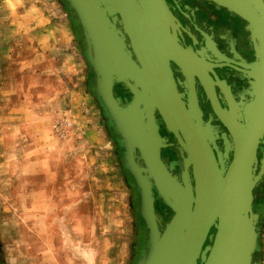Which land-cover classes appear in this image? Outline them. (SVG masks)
<instances>
[{"label": "water", "instance_id": "95a60500", "mask_svg": "<svg viewBox=\"0 0 264 264\" xmlns=\"http://www.w3.org/2000/svg\"><path fill=\"white\" fill-rule=\"evenodd\" d=\"M67 1L84 30L97 97L121 137L126 163L141 193V210L150 239L139 264H254L259 238L258 216L253 211V191L260 179L255 173L256 151L264 139V16L256 14V5L262 1L208 0L250 20L260 40L254 71L261 82L246 115L249 124L240 125L228 116L215 90L210 91L217 113L237 142L233 161L223 167L212 147L215 140L208 141L204 133L207 130L196 123L173 78L171 60L187 57L193 51L177 36L170 3ZM118 22L123 30L117 28ZM117 83L130 91L128 103L116 95ZM157 113L165 116L168 126L177 132L182 152L188 153L182 177L162 159L164 142ZM138 156L147 167L136 160ZM154 188L174 212L163 229L154 208ZM214 227L215 234L211 232ZM208 238L212 244L206 245Z\"/></svg>", "mask_w": 264, "mask_h": 264}, {"label": "clouds", "instance_id": "9594fccd", "mask_svg": "<svg viewBox=\"0 0 264 264\" xmlns=\"http://www.w3.org/2000/svg\"><path fill=\"white\" fill-rule=\"evenodd\" d=\"M48 3L49 0H0V8L16 15V19L13 20L17 28L16 34L23 31L28 35L37 29L42 30V35L38 38L39 47L44 52L55 54L53 60L48 61L40 73L45 78V92H38L33 98L28 93L33 88L41 87L40 83L38 81L30 83L28 93H24V86L21 83L18 87L23 93V101L13 105L11 97L17 96L16 87H9L7 91L0 89V102L4 104L0 107V148L4 149L0 151V207L3 213L11 214L10 220L0 224V228L18 230L23 226L27 233L34 234L40 242L35 255H31L33 245L28 243L21 232H17L15 238L8 231L0 232V243H4L5 238L11 241L10 244H4L9 253L5 264H35L37 259L39 264H61L58 258L60 252L63 253L64 264H76L77 261L80 264H97L99 252L91 239L87 242L84 239L86 235L95 237V224L86 228L82 219H76L69 228L63 216L52 215L56 210V204L53 202L55 192L50 195L43 190L29 191L30 183L25 179L43 175L46 182L49 179L55 182L57 172L52 168V154H57L55 162L59 163L65 149L68 152L82 154L76 162L81 174L85 167L89 170L96 168L105 177L115 171V166L111 165L108 159H98L101 153L114 152L112 141L103 127L102 114L96 105L89 107L91 95H83L75 90L79 83L84 81L86 72L83 56L78 46H74L75 35L69 27L53 23L56 13L48 9ZM52 7H55L54 3ZM17 9L22 11L17 12ZM46 11L48 15L45 14ZM31 39L35 41L37 38ZM45 61L46 57L41 54L31 63L44 64ZM24 70L22 66L20 71ZM49 80H54L58 87H53L48 83ZM49 92L52 94L48 95ZM62 94L71 104L69 111L61 108ZM17 98L19 100V96ZM55 121H63L66 131L75 126V131L68 133L63 146L56 135ZM29 130L33 133L32 144L29 145L30 150L25 151L20 148L18 141H26L24 134ZM73 138L81 141L78 148L72 147ZM65 180L67 181V176ZM92 180L97 185V192L100 193L98 203L94 204V211L108 219V224L104 226L102 232L104 236H108L113 230L124 228L123 213L125 205L128 209V196L123 192L127 188L122 175L121 183L115 186L112 180H108L103 186L96 176H92ZM105 192L111 195L106 197ZM76 195L78 196L79 192ZM87 195L90 193H85V196ZM13 198L19 202V207L12 203ZM79 203L80 201L69 203L65 205V210H71ZM57 226L59 249L52 238H45L48 237L50 229ZM114 247L111 240H105V253L111 252Z\"/></svg>", "mask_w": 264, "mask_h": 264}, {"label": "flooded vegetation", "instance_id": "af4514ba", "mask_svg": "<svg viewBox=\"0 0 264 264\" xmlns=\"http://www.w3.org/2000/svg\"><path fill=\"white\" fill-rule=\"evenodd\" d=\"M175 17L177 36L180 42L192 49L193 53L179 60H171L173 78L180 96L187 108L205 131L206 138L212 144L220 166L230 164L236 153L237 142L233 132L226 125L214 107V100L210 94L215 90L216 98L223 111L234 118L240 125H248L246 119L250 103L255 97L260 76L254 71V63L258 60L260 40L258 30L247 18L236 12L208 0H167ZM256 5L257 17L264 16V0ZM120 30L124 29L121 22L116 24ZM127 42L129 38L127 37ZM115 92L124 103L131 100L130 91L123 83L115 85ZM159 133L163 138L162 159L173 173L182 177L184 158L189 157L182 152L177 132L171 129L165 116L157 113ZM235 122V121H234ZM184 139L181 132H179ZM118 144V142L116 141ZM120 152V150L118 149ZM229 156H226V152ZM138 155L139 151H138ZM257 162L255 173L260 176L253 195V210L258 216L259 245L254 256V264L261 263L264 251V139L256 151ZM137 161L142 166L147 164L138 156ZM192 169V167H190ZM131 188L133 185L130 182ZM137 188V187H136ZM157 196L156 206L160 214V228L171 219L170 210L162 197L154 188ZM158 193V195H157ZM133 198H137L133 191ZM136 201V200H135ZM139 201V198H138ZM172 216V215H171ZM216 233L215 227L211 230ZM212 242L207 240V244ZM0 264H5L0 259Z\"/></svg>", "mask_w": 264, "mask_h": 264}, {"label": "rangeland", "instance_id": "374dc122", "mask_svg": "<svg viewBox=\"0 0 264 264\" xmlns=\"http://www.w3.org/2000/svg\"><path fill=\"white\" fill-rule=\"evenodd\" d=\"M60 5L65 7L67 9V14L70 17V22L72 21L73 27H74V33L76 37V41L78 42L76 46H78L81 55L83 56V63L85 66V69L88 72L89 76V89L93 92L95 95V99L97 101V104L101 111L103 112L104 119L107 120V111L103 107V105L100 102V99L97 97L96 93V82H95V72L93 67L90 65L89 58L87 55V44L85 42L84 38V30L81 26V24L78 22V16L75 10L72 8L71 3L67 0H58ZM52 3V0H49V3ZM55 3V2H53ZM52 3V4H53ZM63 7V8H64ZM11 13L7 9L0 8V89H3L7 91L9 87H16L17 89V96H12V104H18L23 101V93L19 90V85L22 83L24 86V93H28V85L30 83L38 81L41 85L39 88H33L29 95H31L33 98L36 96L38 92L46 91V84H45V78L40 75L42 72L41 69H36L35 64H31L28 60L27 63L24 64L23 59L26 60L27 57L32 55L34 53L32 51V46L29 48V45H27L26 40L28 37L26 36L24 40H20V36H18L16 33L17 31L13 28H8V24L11 23ZM80 42L82 44H80ZM28 47V48H27ZM49 58L46 59L45 62H48ZM41 67H44V65L38 64ZM24 67V71L21 72V67ZM92 82H91V78ZM48 83H51L53 87H58L55 84L54 80H49ZM48 95L51 94L50 92L47 93ZM19 96V100L18 97ZM34 102H36L34 100ZM3 102H0V107H3ZM11 107V105H9ZM111 125V126H110ZM108 126L111 127L113 131V136L115 140L118 142L116 143L117 146V152L111 158H107L106 156H101L98 159H108L109 163L115 167H117L119 170H117V173L115 175V178L118 179L119 184L121 183V175L123 177V182L126 185L127 190H124L123 194L125 196H128V209L125 205L124 210V217H125V225L123 229L120 230H113L111 233L108 234V236H104L102 234L103 228L105 225L108 224V219L104 216H100L94 211V204L98 203L99 201V195L100 193L97 192V185L92 186L90 189L83 188L81 185H87L86 181H88L89 177L87 176V179L77 181L76 179V185H78V182L80 183L78 189H75L74 195L72 193L73 189H68V198L69 193L71 192V199L68 200L67 203H59L56 204V210L54 213V216L60 217L63 216L65 219V224L70 228L71 225L75 222L76 219H82L84 221L85 227L90 228L91 225L95 224L96 226V235L95 237H90L89 235H86L84 237L85 241L87 242L89 239H91L92 244L94 247H96L97 251L99 252V258L97 264H139L142 258L147 253V250L149 248V239H150V230L149 225L144 219V216L142 214L141 210V193L139 191V187L137 186L136 179L134 177V174L131 172L130 167L126 163V157H125V148L122 144L121 137L119 133L113 128L112 124H109ZM65 129H63L64 131ZM59 131L57 129V132H63ZM26 137L25 140L18 141L20 144V148L27 151L29 149V145L32 144V131L29 130L28 133L24 134ZM8 143L7 141L5 142ZM115 148V145L113 143V149ZM120 150V152L118 151ZM0 151H4L3 148H0ZM19 152L20 149H17ZM103 157V158H102ZM55 160H53V163ZM65 160L60 159L59 163H63ZM77 160H74L75 167H79L77 165ZM56 163V162H55ZM58 164V163H56ZM57 169V167H55ZM94 170L91 173V176H93ZM82 175V174H81ZM97 178L101 181V186H103L108 179L105 178V176L101 174H96ZM75 177L79 178V173H75ZM34 178V176L27 177L25 179ZM29 181V180H28ZM132 181V184L136 187H132L130 182ZM30 188L29 191L35 190V183L34 181H29ZM84 183V184H83ZM133 191L139 195L137 198H133L132 194ZM79 192V195L77 196L76 193ZM85 193H90V195L85 196ZM155 196V202H154V208L156 211V214H159L157 206H156V200L157 196L155 192L153 191ZM7 194V193H6ZM105 196L111 195L110 193L105 192ZM158 195V193H157ZM14 196V194H13ZM159 197V196H158ZM139 198V201H138ZM72 199H75V201H80V203L77 205V207L72 208L71 210L66 211L65 205L72 203ZM71 200V201H70ZM136 200V201H135ZM12 203H15L17 207H19V202L13 198ZM83 207V210L81 211ZM170 210L169 217L172 218L173 211L170 207H168ZM254 211V210H253ZM255 213V212H254ZM83 214L87 215V217H91V221H86L82 218ZM90 214V216H89ZM256 214V213H255ZM172 215V216H171ZM11 214L10 213H3L2 207H0V224L6 223L10 220ZM31 226V224L29 225ZM8 231L10 232L11 236L13 238L16 237L17 232H21L24 234L25 239L28 241V243L33 245L32 253L31 255H35L37 248L39 246H36L39 244V240H37L36 236L34 234L27 233L26 230L23 228V226L20 227L18 230H11L9 229H3L0 228V232ZM45 238H52L54 242L57 245V248L59 249V228L54 227V235H48V237ZM105 240H111L115 247L112 249L111 252L105 253L104 246H105ZM259 242V240H258ZM5 243H11L10 240L5 238L4 243H0V259L6 260V258L9 256L8 251L5 249L4 244ZM259 245V243H258ZM258 249V246H257ZM257 251V250H256ZM256 253V252H255ZM15 255V253H13ZM255 256V254H254ZM58 258L61 260V264H64L63 261V253L60 252L58 255ZM39 262V259L35 262V264ZM254 263V258H253ZM261 263L264 264V251L261 255ZM76 264H80L79 261L76 262Z\"/></svg>", "mask_w": 264, "mask_h": 264}, {"label": "crops", "instance_id": "0c3cea01", "mask_svg": "<svg viewBox=\"0 0 264 264\" xmlns=\"http://www.w3.org/2000/svg\"><path fill=\"white\" fill-rule=\"evenodd\" d=\"M52 1L55 2L54 3L55 7H52V5H53L52 3L53 2L52 3L51 2L48 3L47 7L52 12L56 13V16L53 18V23L69 27L71 29V31L73 32V34L75 35L72 21L70 22L71 19H70V17L67 14V12H68L67 9L68 8L65 9L64 6H63L64 7L63 8L60 5L58 0H52ZM21 11L22 10L17 9V12H21ZM45 14L48 15L49 13L46 11ZM10 16H11V23L8 24V28H13L14 30L17 31L16 25L13 24V20L16 19V15L14 13H11ZM17 35L21 37L20 40H24L25 37L27 36L28 39L26 40V43H27V45H29V48L32 46V48H33L32 51L34 52V53H32V55L27 57L26 60H24V59L22 60V61H24V64L27 63V60L31 63L33 60L38 59V57L41 54H43L46 57V59L49 58L48 61H52L53 60V56L55 55L54 53L44 52L43 49H41L39 47L38 38H39L40 35H42V30L37 29L35 32H31L28 35H25L23 31H20L19 34H17ZM33 37H35L37 39L35 41H32L31 38H33ZM77 43L78 42L76 41V37H75L74 46H76ZM80 44H82V43L80 42ZM58 59L59 58L57 57V61H58ZM31 64H33V63H31ZM46 64H47V62H45L44 64H41V65H44V67H45ZM35 66H36V69H41L43 71L44 67H41L38 64H35ZM89 76L90 75H88V72L86 70L84 81H81L79 83L78 88L75 89V90L79 91L83 95H91L92 100L89 103V107H92L93 105H96L97 108L100 110V112L102 114L103 112L101 111V109L99 108V106L97 104V101L95 99V95L88 88L89 85H90ZM91 82H92V78H91ZM69 87H71V86H69ZM43 92H45V91H43ZM51 94H49V95H51ZM60 100L63 101V103H61V108L64 111L71 110V104H69L68 99L66 98L65 95L62 94L61 97H60ZM102 118H103V127L105 128V130H106V132L108 134V138L112 141V144L114 143V145H115L114 152H113L115 154L117 152L116 140H115V138L113 136V131H112L111 127H110L111 125L108 126L109 124H112V123L108 119L105 120L103 114H102ZM60 122H63V121H55L56 129H58L57 125H59ZM64 129H66V127ZM72 131H75V126H73L72 129H68L67 131L66 130H64L63 132H57L56 131V135L61 141V146L64 145V141H65V139H67L68 133L72 132ZM73 140H74V143H73L72 147L78 148V146H79L81 141L75 140V138H73ZM94 151L95 150H93L92 154H94ZM56 155L57 154H55V153L52 154L53 160H55ZM80 155H82V154L79 153V152H68L67 149H65V152H64L63 156H61V158H60V159L65 160V162L58 163V164H56L55 162L52 163L53 171L57 172V179L55 180V182H52L50 179L46 182V178L43 175H35L34 178H30L28 180L30 182L34 181L35 190H43V191L48 192L50 195L52 194V192H55V196L53 197V202L55 204H59L61 202L67 203L68 200H69V198H68V189L72 188L73 189L72 193L74 195L75 194L74 193L75 189H78L80 183H82V182H78V185H76V179H77V181L78 180L80 181L81 179L85 180V176H88L89 179H88V181H86L87 185H81V187L90 189L92 186H96L95 183L92 180V176H91L92 171L94 170L93 176H96L95 173L96 174L97 173L100 174L97 171L96 168H93V169L89 170L87 167H85L83 169V173L81 175L80 168L79 167H75V164H74V160H78ZM102 156H104V157L106 156L107 158L108 157L111 158V156H113V154H111V153H102ZM55 167H57V169H55ZM117 170H119V169L117 167H115V171L113 173H110L108 177H105L108 180H112L114 186L119 184L118 179L115 178ZM36 171L38 172L39 169H37ZM77 172L79 173V178L75 177V173H77ZM65 176H67V181H71L70 184H68V182L65 180ZM66 184H67V187H65ZM74 202H76L75 199H72V203H74ZM81 209H82L81 210L82 212L85 211V210H83V207ZM54 213L52 215H54ZM89 216H90V214H89ZM82 218L85 221H86V219L88 221H91V217L88 218L86 214L85 215L83 214ZM48 222L49 223L51 222V216H50ZM49 235H51V236L54 235V228L50 229ZM36 246H39V244H37ZM36 264H39V262H37Z\"/></svg>", "mask_w": 264, "mask_h": 264}, {"label": "built area", "instance_id": "2783aa9c", "mask_svg": "<svg viewBox=\"0 0 264 264\" xmlns=\"http://www.w3.org/2000/svg\"><path fill=\"white\" fill-rule=\"evenodd\" d=\"M59 131H63V129L66 127L63 122H60L59 125H57Z\"/></svg>", "mask_w": 264, "mask_h": 264}, {"label": "bare ground", "instance_id": "6f19581e", "mask_svg": "<svg viewBox=\"0 0 264 264\" xmlns=\"http://www.w3.org/2000/svg\"><path fill=\"white\" fill-rule=\"evenodd\" d=\"M201 173V175L203 174V172H200Z\"/></svg>", "mask_w": 264, "mask_h": 264}]
</instances>
